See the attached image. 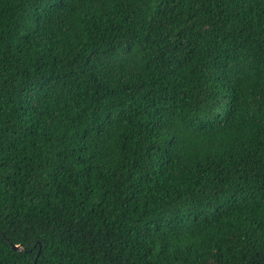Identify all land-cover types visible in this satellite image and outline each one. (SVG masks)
<instances>
[{
    "label": "trees",
    "instance_id": "16d2710c",
    "mask_svg": "<svg viewBox=\"0 0 264 264\" xmlns=\"http://www.w3.org/2000/svg\"><path fill=\"white\" fill-rule=\"evenodd\" d=\"M58 3L0 0V264H250L259 0ZM146 121L178 133L174 151Z\"/></svg>",
    "mask_w": 264,
    "mask_h": 264
},
{
    "label": "snow or ice",
    "instance_id": "6c2138e0",
    "mask_svg": "<svg viewBox=\"0 0 264 264\" xmlns=\"http://www.w3.org/2000/svg\"><path fill=\"white\" fill-rule=\"evenodd\" d=\"M128 3H133L139 6L140 4H149L152 2V0H126ZM155 2L158 4L159 0H155ZM175 2V0H173ZM198 2H203V0H198ZM250 3H256L257 0H249ZM64 3V0H59L58 4H54L56 7H61ZM261 8H264V0H259ZM86 39V37H85ZM3 51V45L0 43V52ZM216 100H219V97L216 98ZM216 100L213 99H208L207 102L203 97L199 99V103L202 106L208 107L211 105H215L217 108H219V104H216ZM223 103H227V100L223 101ZM88 123H91V120L88 121ZM147 123V121H146ZM87 127V125L85 126ZM83 131V129L81 130ZM178 133H169L167 130V126L164 124H161L157 121H152L151 123H147V129L145 132V137H151V139L148 141V143H156L160 144L161 141L163 142L164 145H166L170 152L174 151V146L177 144L176 136ZM157 137H160V139H157ZM163 150V149H161ZM261 215L264 216V203L261 204ZM255 227V225H253ZM16 229L23 231V230H28L31 231L32 228L29 227L28 225L23 224L21 222L19 225L15 226ZM48 228V225H41L40 230L44 231ZM3 232V229L0 228V233ZM19 247V246H18ZM159 250V249H158ZM59 259V257H57ZM249 259H250V264H264V248H261L257 250L255 253H250L249 254ZM212 264H215V258L213 259Z\"/></svg>",
    "mask_w": 264,
    "mask_h": 264
},
{
    "label": "water",
    "instance_id": "95a60500",
    "mask_svg": "<svg viewBox=\"0 0 264 264\" xmlns=\"http://www.w3.org/2000/svg\"><path fill=\"white\" fill-rule=\"evenodd\" d=\"M18 246H19V247H18ZM11 247H12L13 249H15V250H20V249H22V247H21L19 244H11ZM39 250H40V246H39V249H38V252H37L36 256L38 255Z\"/></svg>",
    "mask_w": 264,
    "mask_h": 264
}]
</instances>
